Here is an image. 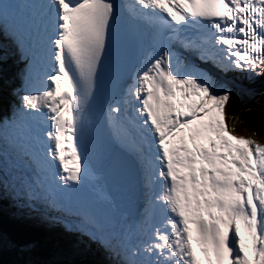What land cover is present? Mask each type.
<instances>
[{"label":"snow or ice","instance_id":"obj_1","mask_svg":"<svg viewBox=\"0 0 264 264\" xmlns=\"http://www.w3.org/2000/svg\"><path fill=\"white\" fill-rule=\"evenodd\" d=\"M0 48L23 65L0 122L14 207L112 264H264V146L223 119L224 77L264 73V0H0ZM32 249L0 234L7 264Z\"/></svg>","mask_w":264,"mask_h":264},{"label":"rangeland","instance_id":"obj_2","mask_svg":"<svg viewBox=\"0 0 264 264\" xmlns=\"http://www.w3.org/2000/svg\"><path fill=\"white\" fill-rule=\"evenodd\" d=\"M0 57H3V58H0V76H3V78H0V79L5 80V78H6L5 77L6 73L4 74V72H3L4 70L13 72V73H8V75L10 76V78L7 80L9 89H7V87H3L2 91L5 92V94H2V95H5V96L3 97L0 94V99H1L0 102H4V103H0V122H4V121L12 118L13 113L11 112V108H13V107L17 108L21 105L19 95L22 94V91L25 89H24V85L20 79V76H17L23 65L17 61L16 56L14 54H12V50L9 48L7 50V53H6L4 49L0 48ZM11 64L12 65L15 64L16 66L13 65L14 67H12V66H10ZM4 66H6V67L4 68ZM234 74L235 75L233 76V74L228 73L224 77V79L228 80L230 82V84L233 86V91L231 92V99L226 103V105L223 109V119H224L226 129L228 130V134L231 136H235L237 138L250 139V140L254 141V143L256 145L264 146V124H262V125L252 124V125H248V126H241L235 121L236 119L233 118L234 115L232 113V110H233L232 107L235 106V104L234 103L232 104V102L236 97L238 98V94H237L238 91H243L245 89L244 88L245 85H243V84L249 83L250 85L257 87L258 84H261L264 81V73H261L259 76H256L251 80H249L247 78L246 73H241L239 71H235ZM13 81L15 84L13 83ZM241 81H243V82H241ZM32 82H33V84H35L37 86V89H35V87L32 86V84H31ZM44 85H45V83H43L40 74H38V72H37L36 74L33 75V79L28 84L27 90H32V91H37V92L40 90H46L44 88ZM237 89H239V90H237ZM244 91L246 92V90H244ZM249 147H251V145ZM2 198H4V200H1ZM0 201H3L5 203V204L2 203L1 205L2 206L5 205V207L8 210L12 209L10 206H7V203L9 205H11L12 202L8 198H6L2 193H0ZM7 209H5V211L0 209V214H3V213L5 214L7 212ZM14 212L18 213L22 219L25 218L27 221L35 220L34 224L32 225V228L37 229V230H42L44 232V234H42L41 236L39 233H36V235L38 234V236H40V237H38V239H39L38 241L43 242L45 244L43 246L49 248L50 257H51V254H53L52 259H51L52 262L57 261V264H60L58 262V259L59 260L61 259L62 264H85V263L89 262L90 259L93 260L94 257H95V260H94L95 262L99 261V258L103 257V254L101 251L102 249H100L98 246L96 247V245L94 244L96 249H94V247H92V246H87L91 250V252L90 251L86 252L84 250L85 246L81 250H76L75 251L76 255L79 258L74 259L75 257L73 255V253H71V251L74 250L73 245H71L69 243V241L64 236H62L58 230L57 231L56 230H50L49 229V227H51L50 225H46V224L42 223L38 219L37 213H27L25 210H21V209H16ZM0 216L2 217V215H0ZM4 218H5V220H10L8 215H7V217H4ZM10 222H12V221L10 220ZM1 227L2 226L0 225V234L4 235L6 237L7 236L11 237V235L14 237L15 236L18 237L19 235H22V232L26 231L24 229H21L22 230L21 231V230H19L18 227H16L18 230L15 231L14 233L13 232L11 233L10 228L8 229L9 230L8 231L6 228L4 229ZM57 227H59V226H57ZM6 231H8V232H6ZM31 237H32V234H31ZM51 237L54 239V241L59 240V241H57L58 242L57 246L54 245L53 242L51 244H47V242H45L46 240L51 239ZM17 239L19 240V238H17ZM33 240H34V238H33ZM81 241L83 242V239H81ZM59 244H61L63 246V247L61 246L62 248H60V249H58ZM79 245H81V244H79ZM35 247L36 246L33 245L34 249H36ZM5 251H7V250H5ZM85 252L90 254V255H93V256L87 257L86 256L87 254ZM57 254L62 255V257H60V255L57 256ZM43 255L45 257L47 256V254H43ZM41 257H42V252H39L38 254L35 253V259H37V260H35L33 258H31V259L38 261V262H42ZM46 259L48 260L47 257H46ZM80 259L82 260L81 262H80ZM51 260H50V262H51ZM103 260H104L103 258L100 259V261H102V263L105 264V262Z\"/></svg>","mask_w":264,"mask_h":264},{"label":"trees","instance_id":"obj_3","mask_svg":"<svg viewBox=\"0 0 264 264\" xmlns=\"http://www.w3.org/2000/svg\"><path fill=\"white\" fill-rule=\"evenodd\" d=\"M0 78H3V76H0ZM4 80V79H3ZM0 79V94H3L2 88L5 87V80L3 81ZM238 98L234 99L232 104L234 103L235 106L232 107V113L234 115V119H236L235 121L241 125V126H248V125H252V124H256V125H262L264 124V81L262 82V84L260 85V87H258L257 89H255L254 93L250 95H244L242 93L239 92L238 94ZM3 96V95H2ZM1 100V99H0ZM1 103V102H0ZM1 205V204H0ZM8 213L10 212L7 211ZM4 214V213H3ZM2 217L0 216V225L2 226L1 228H6L7 230L10 228L11 233L17 231L18 229L16 227L19 228V230L24 229H30L32 231L29 232H22V235H19L18 237H14L11 235V237H8L10 239L16 240V241H29V242H33L32 244L35 245L36 249L33 248V251L31 253V257L35 259V253L38 254L39 252H42V262L43 264H57V261H53L52 262V255L50 257V250L47 247H44L43 245H45L43 242L38 241V237H40L42 234H44V232L42 230H37V229H33L31 226L27 227L25 226L24 222H26L25 219L23 220H11L14 221L13 224H11L12 222H10V220H5L4 217H6L5 215H7L6 213L3 215ZM4 216V217H3ZM14 219V218H13ZM5 227H4V226ZM9 231V230H8ZM22 231V230H21ZM36 233H39L40 236H38V234L36 235ZM34 238V241L33 238ZM19 238V240L17 239ZM59 241V240H57ZM57 241H54V239L51 237V239L46 240L45 242H47V244H51L52 242L54 243V245L57 246ZM62 245L59 244L58 245V249L62 248ZM57 248V247H56ZM39 251V252H38ZM35 252V253H34ZM38 252V253H37ZM72 253V251H71ZM43 254H47V258L43 255ZM60 254H57V256H59ZM74 255V259L79 258L76 254ZM60 257H62V255H60ZM18 257H16L14 254H12L9 251H4L3 253H0V264H7V262L12 261L14 259H17ZM37 260V259H35ZM51 260V262H50ZM82 260L80 259V262ZM58 262L60 264L61 263V259H58ZM91 263V261L87 262Z\"/></svg>","mask_w":264,"mask_h":264},{"label":"bare ground","instance_id":"obj_4","mask_svg":"<svg viewBox=\"0 0 264 264\" xmlns=\"http://www.w3.org/2000/svg\"><path fill=\"white\" fill-rule=\"evenodd\" d=\"M130 0H124L123 2L124 3H131L132 1H130ZM11 49V48H10ZM14 66H16L15 64H13ZM12 64L10 65V66H12V67H14ZM6 66H4V68H5ZM5 71V70H4ZM6 72V71H5ZM8 72H10V71H8ZM38 72V74H40V76H41V79H42V81H45L44 80V76H43V73H44V69L42 68V67H38L36 70H35V73L34 74H36ZM10 73H13V72H10ZM230 74H233V76L235 75L234 73H235V71H233V72H229ZM241 75V74H240ZM17 76H19V74L17 75ZM38 76V75H37ZM232 76V77H233ZM16 78V77H15ZM17 79V78H16ZM21 79V78H20ZM241 79V78H240ZM8 82V81H7ZM31 82V81H30ZM241 82H243V81H241ZM13 83H14V81H13ZM44 83H51L50 81H45ZM252 83V82H251ZM15 84V83H14ZM32 84V86L33 87H35V89H37V86L35 85V84H33V82L31 83ZM230 86V88H231V92L233 91V86L230 84L229 85ZM253 88L254 89V91H255V89H257L258 88V86L257 87H254V86H252V85H250V88ZM245 88V87H244ZM2 90H3V88H2ZM1 90V91H2ZM237 90H239V89H237ZM244 90H246V88L244 89ZM241 91V92H243V93H246L245 91ZM35 92H37V91H35ZM249 94V93H248ZM15 108L13 107V108H11V112L13 113V110H14ZM42 111H44L45 112V110L44 109H42ZM1 202V204L2 203H4L3 201H0ZM5 204V203H4ZM11 206V208H12V204L10 205ZM0 209L1 210H4L5 211V209H7L6 207H5V205H0ZM5 208V209H4ZM3 211V212H4ZM7 211H9L8 209H7ZM7 213V215L9 216V219L10 220H23L22 218H21V216L18 214L17 216H14V215H10V214H8V212H6ZM7 215H5L6 217H7ZM14 218V219H13ZM21 218V219H20ZM13 223H14V221H12ZM34 222H35V220H29L28 222L26 221V222H24V224H25V226H27V227H32V225L34 224ZM51 227H49V229L50 230H58L60 233H61V235L62 236H64L68 241H70L71 239H72V237L69 235V234H66V233H64L63 231H62V229L60 228V226L59 225H50ZM57 226H59V227H57ZM29 231H32V230H30V229H27L26 230V232H29ZM6 232H8V231H6ZM33 232V231H32ZM72 235H75V234H72ZM81 239H83V242L81 241ZM36 241V240H35ZM33 243V242H32ZM83 243H86L85 245H83ZM71 245H73V248H74V250H72V253L73 254H76V250H81V249H83V247H84V250L87 252V251H90L91 252V250L87 247V246H92V247H94V249H96L95 248V243H90V242H88L85 238H80L79 240H76V241H73L72 243H70ZM79 244H81V245H79ZM95 244V245H94ZM96 247H97V245H96ZM32 251H33V249H32ZM96 251V250H95ZM102 251V254H103V257H101V258H99V261H96L97 263H99V264H101L102 263V261H100V259H104L103 261L106 263V264H112V261L107 257V254L103 251V250H101ZM3 253V252H2ZM97 254V253H96ZM90 261H91V263H88V264H96V262L94 263V262H92V259H90Z\"/></svg>","mask_w":264,"mask_h":264}]
</instances>
